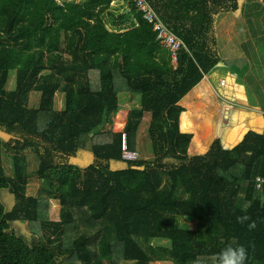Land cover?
Returning a JSON list of instances; mask_svg holds the SVG:
<instances>
[{
	"label": "trees",
	"instance_id": "1",
	"mask_svg": "<svg viewBox=\"0 0 264 264\" xmlns=\"http://www.w3.org/2000/svg\"><path fill=\"white\" fill-rule=\"evenodd\" d=\"M112 1L0 0V131L10 135L0 136V264H213L223 248L239 245L248 248L247 264H264V132L247 131L231 149L217 138L191 156L180 104L223 61L214 17L241 11L256 36L262 30L252 18L264 19V0H147L189 47L177 68L131 2L136 23L124 27L123 14L109 25ZM32 92L40 93L38 107L29 105ZM121 92L135 98L124 127L128 148L139 152L144 131L149 158H122V132L112 128ZM89 140L93 159L81 171L72 160ZM29 154L45 201L28 194ZM52 200L61 206L58 220L47 211ZM240 216L248 219L238 223ZM25 221L49 232L33 229L29 241L16 228ZM67 226L73 236L64 243Z\"/></svg>",
	"mask_w": 264,
	"mask_h": 264
},
{
	"label": "rangeland",
	"instance_id": "2",
	"mask_svg": "<svg viewBox=\"0 0 264 264\" xmlns=\"http://www.w3.org/2000/svg\"><path fill=\"white\" fill-rule=\"evenodd\" d=\"M241 3L245 2L246 0H239ZM130 2L128 0H124V3H120V1L115 2L109 11L108 20L112 22L114 21L119 22L120 15L126 14V16H131V13L125 12V10H129L128 7ZM160 19V17L158 16ZM161 20V19H160ZM215 20V34L217 40V49L221 48L222 52L224 53L222 59L225 66L224 68L215 69V73L209 75L207 77V85H209V81L213 84L214 91L212 90V95L215 93L217 96V101L226 105L227 108L229 107L230 110V118L231 120H225L224 114L225 110L224 107L220 108L219 111L216 109L212 112L202 110L201 115L195 116L190 114L186 115L185 119L182 118L181 126L183 129H188L193 133V138L191 141V148H190V155L193 154H204L213 143V141L217 138L221 140V144L226 149H231L235 147L239 141L243 138L245 133L249 130H256L264 132V19L260 16L258 19L252 18L253 22L257 21V24L260 26H256L257 29H261L262 32L258 33L256 36L253 35L250 25L247 22V17H245L241 11L237 12H229L222 10L218 15L214 17ZM162 21V20H161ZM127 25V24H126ZM126 25H123L124 27ZM128 25H130L128 23ZM122 26V27H123ZM120 27V28H122ZM255 28V27H254ZM182 38V37H181ZM183 39V38H182ZM230 39V42H229ZM184 40V39H183ZM248 40V45L246 51L244 53L243 46L241 41ZM185 41V40H184ZM186 43V41H185ZM187 44V43H186ZM163 47V46H162ZM166 49V48H165ZM189 49L188 45L187 48ZM183 49V51H184ZM220 49V51H221ZM181 51V52H183ZM169 53V52H168ZM170 56V53H169ZM170 62L173 68H177V63L175 65L172 63L171 57ZM235 69L236 73L239 74V77L242 78L239 81L240 86L236 85L237 94H231L228 97V101L231 102L227 103L225 100L226 98L223 97L224 90L221 83H224L227 79L231 84L230 77L233 76L230 74L234 72ZM234 74V73H232ZM211 76V77H210ZM222 78V79H221ZM244 78V79H243ZM15 82V74L11 73L10 84L7 86V90H11L14 88ZM244 87V91L242 92V86ZM193 94V93H192ZM194 97V94L192 95ZM210 96V94H209ZM214 96V95H213ZM130 95L126 92H121L119 94L120 99V108L116 115L114 116V124L112 128L114 131H119L122 126V123L119 122L116 124V120L118 119L119 115L122 113L123 116L126 115L128 110L132 106L134 99H130ZM198 97V96H196ZM223 97V98H221ZM135 100L134 102H136ZM185 99L184 103L182 104L185 110H188L189 113L191 112H200L201 108L198 110L193 109L196 102L193 100ZM40 102V93L32 92L29 97V105L31 107H38ZM64 95L62 93H58L56 96V105L58 109L62 108L64 105ZM211 114L214 113L215 119L211 118ZM229 113V112H228ZM195 120V122H189V118ZM201 117V118H200ZM199 119L203 120L204 125L197 124ZM126 120V118H125ZM124 120V121H125ZM144 120H149V115H144ZM191 120V119H190ZM193 125V127H192ZM199 126L203 127L200 129ZM192 127V129H191ZM119 128V129H118ZM191 129V130H190ZM0 136L4 141H8L10 135L0 131ZM150 139H148L145 135L144 131H140L138 133V149L140 155L149 158L150 150ZM91 143L90 140L88 144H86V148L79 154L78 159H73L72 162L75 163L81 171L87 167V165L92 161L93 155L90 149ZM28 167L29 172L31 174L29 178L28 184V194L33 196H40L45 201L47 195L42 191V181L37 176L35 171L37 170V160L34 155L29 154L27 155ZM3 163L8 175H14V166L12 163V157L10 153L6 150L3 156ZM114 168H118L117 165L113 166ZM121 167V165H119ZM3 199L11 206L13 204V196L8 192L3 193ZM48 214L52 219H59L61 206L55 202L54 200L51 201L50 208H48ZM180 226H190L193 227V222H188L184 219H179ZM16 228L24 237H26L29 241H31L33 236V229L39 230L41 233H47L49 231L44 230L37 225H31L29 221H25L23 223H18ZM73 233L70 227H66L63 233V242L68 243L72 239ZM56 235L54 236V238ZM154 245L160 244L162 246H166V242H159L153 243ZM129 264V263H125Z\"/></svg>",
	"mask_w": 264,
	"mask_h": 264
},
{
	"label": "crops",
	"instance_id": "3",
	"mask_svg": "<svg viewBox=\"0 0 264 264\" xmlns=\"http://www.w3.org/2000/svg\"><path fill=\"white\" fill-rule=\"evenodd\" d=\"M117 1H120V3L122 4V3H124V0H115V2H117ZM129 2H130V0H128ZM113 3H114V0L112 1V3H111V7H112V5H113ZM129 10H125V12H128ZM128 18H129V20L127 21V25L125 26L126 28L127 27H129L133 22H135L136 23V20H135V18L133 17V15L131 14V16H128ZM107 20H108V16H107ZM109 21V25L111 26V27H116V26H112L111 24H110V20H108ZM112 22H113V20H112ZM117 23V22H116ZM128 23L130 24V25H128ZM216 35V34H215ZM229 42H230V39H229ZM242 43V46L243 45H246L247 43H248V40H246V41H241ZM218 43V42H217ZM220 49L221 48H218V52L220 53V55L223 57V55H224V53L222 52V49H221V51H220ZM243 51H244V53H245V47L243 48ZM224 61H222L218 66H217V68L216 69H219V68H224L225 69V66L226 65H224V63H223ZM233 71L234 72H231L230 74L233 76L232 78L230 77V81H231V84H228V80L227 79H224L225 80V82L224 83H221L222 85H224V87H223V90H224V94H223V97H225L226 98V102L227 103H230L231 104V102H229L228 101V97H229V95H230V93L231 94H237V91H236V88H237V86L236 85H238L239 84V81H240V79L242 78V76L241 77H239V74H237L236 73V71H235V69H233ZM216 71H213V72H211V73H209L208 75H205L204 77H203V79L198 83V85H196L190 92H188L181 100H180V104L182 105L183 103H184V101H185V99L187 98V100H188V102H190L189 100H193L194 102H196L197 103V105H195L194 107H193V109H197L198 110V108H201V110H200V112H191V113H189L188 112V110H184V112L182 113V115H181V120H182V118L183 119H185V117H186V115L185 114H187V115H192V117H193V115H195V116H198L199 117V115L200 116H202L201 115V112H202V110H206V111H209V112H212L213 111V109L215 110L216 109V111H219V109L220 108H223L224 107V110L226 111L225 112V114H224V118H225V120L227 119V117H228V119H232V118H230V110H229V107L227 108V106L226 105H229V104H224V103H220L219 101H217V96L215 95V93L212 95V90L214 91V87H213V84L211 83V81H209V85H207V77H209V75H212V74H214ZM232 73H234V74H232ZM211 77V76H210ZM222 79V78H221ZM244 79V78H243ZM238 86H240V85H238ZM242 86V85H241ZM242 92L244 91V87L242 86ZM194 94V97L192 96L193 94ZM209 94H210V96H209ZM196 96H198V97H196ZM223 97H221V98H223ZM183 102V103H182ZM231 105H233V104H231ZM183 106V105H182ZM229 112V113H228ZM128 113H129V110H128V112L126 113V115L123 117V120H125V118H126V120L124 121V126L122 127V128H124L125 127V124H126V121H127V117H128ZM210 115H211V118L213 119V121H214V119H215V116H214V113L213 114H211L210 113ZM192 117L190 118L189 116H188V120H189V122H195V120H192ZM201 118V117H200ZM191 119V120H190ZM116 122H117V120H116ZM202 123V125H204V122H203V120H201V119H199V122H197V124H201ZM192 127H193V125H192ZM192 127H191V129H192ZM121 128V129H122ZM199 128L200 129H203V127H201V126H199ZM190 129V130H191ZM186 130H188V129H186ZM120 131V130H119ZM190 148H191V146H190ZM189 153H190V149H189ZM193 155H196V154H193ZM192 156V155H191ZM159 243V241H153V243ZM161 242H164V241H161ZM152 243V244H153ZM154 245V244H153ZM156 245H160V244H156ZM129 264H132L131 262L129 263ZM150 264H173L171 261H169V260H155V261H151L150 262Z\"/></svg>",
	"mask_w": 264,
	"mask_h": 264
},
{
	"label": "built area",
	"instance_id": "4",
	"mask_svg": "<svg viewBox=\"0 0 264 264\" xmlns=\"http://www.w3.org/2000/svg\"><path fill=\"white\" fill-rule=\"evenodd\" d=\"M136 12L140 14L142 19L152 26L155 32V38L161 46L167 49L170 53L172 63L175 65L179 60V55L184 48H187L185 41L174 33L166 24H164L157 16L155 10L147 0H130ZM122 132V158L126 161H135L139 159V152L131 151L127 144V133L124 128Z\"/></svg>",
	"mask_w": 264,
	"mask_h": 264
},
{
	"label": "clouds",
	"instance_id": "5",
	"mask_svg": "<svg viewBox=\"0 0 264 264\" xmlns=\"http://www.w3.org/2000/svg\"><path fill=\"white\" fill-rule=\"evenodd\" d=\"M247 219L246 216H240L237 217V222L243 224ZM255 227V221L248 224L249 230L255 229ZM248 257V248L245 246H227L214 256L213 264H247ZM197 264H200V261H197Z\"/></svg>",
	"mask_w": 264,
	"mask_h": 264
}]
</instances>
